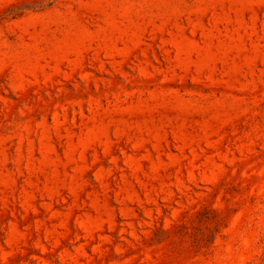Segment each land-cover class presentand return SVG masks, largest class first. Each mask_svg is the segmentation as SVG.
<instances>
[{"label": "rangeland", "instance_id": "374dc122", "mask_svg": "<svg viewBox=\"0 0 264 264\" xmlns=\"http://www.w3.org/2000/svg\"><path fill=\"white\" fill-rule=\"evenodd\" d=\"M0 264H264V0H0Z\"/></svg>", "mask_w": 264, "mask_h": 264}]
</instances>
